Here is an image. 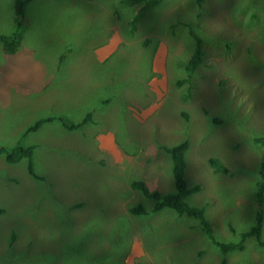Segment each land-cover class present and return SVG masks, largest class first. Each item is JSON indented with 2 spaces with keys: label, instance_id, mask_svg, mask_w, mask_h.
<instances>
[{
  "label": "rangeland",
  "instance_id": "rangeland-1",
  "mask_svg": "<svg viewBox=\"0 0 264 264\" xmlns=\"http://www.w3.org/2000/svg\"><path fill=\"white\" fill-rule=\"evenodd\" d=\"M195 1L161 0L134 32L138 5L122 0L25 5L20 51L0 42V145H34L47 179L31 176L26 158L0 155V264H264L255 238L223 254L195 218L152 213L155 200L131 187L141 178L173 191L172 159L159 146L189 138L186 179L202 189L187 200L206 205L218 240H238L264 210L255 141L264 136V0H204L202 19ZM17 3L0 0V34L13 32ZM182 21L202 36L204 59L180 85L194 50ZM57 115L83 124L69 130ZM138 203L149 213L130 212Z\"/></svg>",
  "mask_w": 264,
  "mask_h": 264
},
{
  "label": "trees",
  "instance_id": "trees-1",
  "mask_svg": "<svg viewBox=\"0 0 264 264\" xmlns=\"http://www.w3.org/2000/svg\"><path fill=\"white\" fill-rule=\"evenodd\" d=\"M31 0H17L16 6V18L13 32L10 34H0V42L4 44V48L9 54H16L20 51V46L24 40L25 32L27 29V15L25 12V5ZM161 0H122V3L130 5H138V10L133 17V32L136 30V21L140 17L141 12L146 9L154 6L159 3ZM204 0H196L194 5L196 7L201 8L200 13L198 14L199 19L203 18V12L207 9L206 5L203 4ZM201 23V22H200ZM259 24V22H258ZM181 26L184 28L189 27V32L193 36V51L190 54L185 65V70L187 76L179 80V84H184L190 81L191 76L197 67L203 62L204 59V48H203V38L199 33H197L192 25L188 23V26L183 21L180 23H176V27ZM145 43L150 44L151 40L147 39ZM87 121L92 122V114L89 113L86 115ZM55 120H59L66 128L69 130H78L81 127L83 122H72L66 121L62 117V115L54 116ZM52 119L51 116L38 118L34 124L29 126L24 134H28L33 130H38L44 123L49 122ZM213 119V118H212ZM221 119V118H220ZM220 119H215L216 122H219ZM85 122V121H84ZM256 134V133H253ZM255 141L258 143H262L264 147V136H256ZM190 146L189 138H184L183 140L173 144V145H160L161 149H164L168 152L172 159V165L170 163L171 172L174 178V190L170 192H162L159 188L149 187L147 182L141 178H137L131 181V187L133 189H137L141 191L146 197L153 198L155 200L154 206L151 209L152 213L160 212L165 207L172 208L178 213V217L181 215H186L189 217L195 218L198 223L201 225L206 236L211 240V242L218 248L223 254L230 253L234 250H242L245 248V242L249 238H255L257 244L264 249V210L260 208L257 210L255 215V222L251 227L240 233L238 240L236 241H220L215 237L213 226L206 215V205H198L191 204L188 202L187 198L195 194L196 192L202 189V185L200 183H195L190 185L186 179V169L188 166V162L186 159V153ZM34 145H24L18 143L12 147L0 145V155L5 156V160L9 163H16L20 161L22 158L27 159V171L33 176L35 179L40 181H45L47 179L46 176L39 174L36 171L34 164ZM262 157L260 159L259 169H260V181L259 187L257 190L258 199L261 200L264 195V149L262 148ZM168 154V155H169ZM211 164L215 167L217 172L228 171L226 166L221 162L220 159L213 157L210 160ZM82 203H76L73 207L80 206ZM3 209L0 208V211ZM37 211V210H36ZM130 212L135 215L148 214L149 211L145 209L144 205L138 203L133 205L130 208ZM236 230L233 229V232ZM11 240H9L8 247L14 246V240L17 238V233L13 231L11 233ZM193 239H187L186 242L188 245L192 243ZM222 264H227V259L223 257Z\"/></svg>",
  "mask_w": 264,
  "mask_h": 264
},
{
  "label": "bare ground",
  "instance_id": "bare-ground-1",
  "mask_svg": "<svg viewBox=\"0 0 264 264\" xmlns=\"http://www.w3.org/2000/svg\"><path fill=\"white\" fill-rule=\"evenodd\" d=\"M207 75V74H206ZM131 140V139H130ZM133 141V140H132Z\"/></svg>",
  "mask_w": 264,
  "mask_h": 264
}]
</instances>
